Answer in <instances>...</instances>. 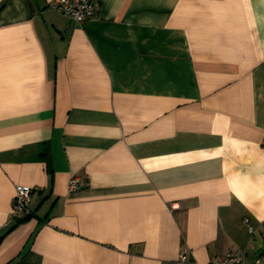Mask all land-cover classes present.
<instances>
[{"label":"crops","instance_id":"crops-1","mask_svg":"<svg viewBox=\"0 0 264 264\" xmlns=\"http://www.w3.org/2000/svg\"><path fill=\"white\" fill-rule=\"evenodd\" d=\"M51 1L0 0V264H264V0Z\"/></svg>","mask_w":264,"mask_h":264},{"label":"built area","instance_id":"built-area-1","mask_svg":"<svg viewBox=\"0 0 264 264\" xmlns=\"http://www.w3.org/2000/svg\"><path fill=\"white\" fill-rule=\"evenodd\" d=\"M50 7L69 19L81 23L90 18L95 13V4L92 0H52ZM81 185V178L78 175H72L67 183L69 191L77 190ZM13 211L21 217L29 215V202L32 193V188L25 184H15L14 186ZM172 208L177 207L171 205ZM245 250L238 248L235 251L227 252L224 255L211 257L205 264H245ZM181 260H185V255H182ZM192 264H199L193 262Z\"/></svg>","mask_w":264,"mask_h":264},{"label":"trees","instance_id":"trees-1","mask_svg":"<svg viewBox=\"0 0 264 264\" xmlns=\"http://www.w3.org/2000/svg\"><path fill=\"white\" fill-rule=\"evenodd\" d=\"M23 218H25V217H23Z\"/></svg>","mask_w":264,"mask_h":264}]
</instances>
